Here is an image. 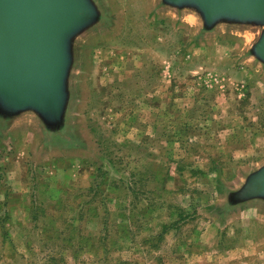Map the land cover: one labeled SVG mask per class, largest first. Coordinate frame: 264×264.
Here are the masks:
<instances>
[{
  "label": "rangeland",
  "instance_id": "obj_1",
  "mask_svg": "<svg viewBox=\"0 0 264 264\" xmlns=\"http://www.w3.org/2000/svg\"><path fill=\"white\" fill-rule=\"evenodd\" d=\"M64 126L0 119V264H264L263 27L162 0H93Z\"/></svg>",
  "mask_w": 264,
  "mask_h": 264
},
{
  "label": "water",
  "instance_id": "obj_2",
  "mask_svg": "<svg viewBox=\"0 0 264 264\" xmlns=\"http://www.w3.org/2000/svg\"><path fill=\"white\" fill-rule=\"evenodd\" d=\"M165 6L195 9L204 32L220 23L263 27L250 54L264 65V0H162ZM101 20L93 0H0V119L26 111L46 127L64 126L73 64V39ZM264 200V166L230 193L231 206Z\"/></svg>",
  "mask_w": 264,
  "mask_h": 264
}]
</instances>
